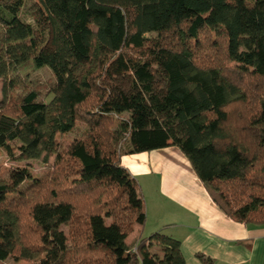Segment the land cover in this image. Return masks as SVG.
<instances>
[{
  "label": "trees",
  "instance_id": "obj_1",
  "mask_svg": "<svg viewBox=\"0 0 264 264\" xmlns=\"http://www.w3.org/2000/svg\"><path fill=\"white\" fill-rule=\"evenodd\" d=\"M0 80V149L72 165L67 188L23 208L43 175L0 173L1 261L186 264L179 239L143 236L141 186L121 163L167 146L225 215L264 224V0H0Z\"/></svg>",
  "mask_w": 264,
  "mask_h": 264
},
{
  "label": "crops",
  "instance_id": "obj_2",
  "mask_svg": "<svg viewBox=\"0 0 264 264\" xmlns=\"http://www.w3.org/2000/svg\"><path fill=\"white\" fill-rule=\"evenodd\" d=\"M121 163L138 182V175H145L154 187L156 210L149 230L179 239L186 264H206L197 254L209 257L210 264H264V224H244L225 215L177 147L125 155ZM145 211L146 224L147 203Z\"/></svg>",
  "mask_w": 264,
  "mask_h": 264
},
{
  "label": "rangeland",
  "instance_id": "obj_3",
  "mask_svg": "<svg viewBox=\"0 0 264 264\" xmlns=\"http://www.w3.org/2000/svg\"><path fill=\"white\" fill-rule=\"evenodd\" d=\"M30 1L27 2V4L24 7V11L28 13L31 9ZM35 73H38V78L41 83L43 84H49L52 81V76L51 74L46 71V70H37L34 73H32L33 76H35ZM117 82L124 84L125 80L121 75H117ZM1 86H2V81L0 80V99H1ZM87 127V124L84 120H78L76 123V126L74 127L73 131L69 134H64V135H58L60 141L62 142L61 147L63 145V142L65 140H68L71 137L78 136L80 135L81 131ZM107 128V126H105ZM104 128V127H103ZM10 169V168H15V169H25L28 171L31 177L34 176H39L43 175L45 182L41 185V188L38 189L39 191L37 192H31L28 194L26 199L21 200L22 208L26 206L32 199H46L48 198L49 194L51 192L58 193L61 190L65 189L68 187L67 182L70 179V174H71V169L72 165H68V171L65 172H60L59 165L58 166H53L52 163H47L45 164L41 159H15V157L11 158V156H8L5 150L0 149V173L3 174V171L5 169ZM145 175H138L137 178L140 179L139 183L142 184L143 187L142 189V194L145 203L148 204V209H149V218L147 223L145 224L142 234L143 236H147L151 231L149 230V226L151 225L153 221V216L155 213V206H154V196H155V191L154 187L151 186L150 181L147 180ZM138 180V179H137ZM52 194V193H51ZM79 199L78 197L73 198V201H76ZM82 199H84L82 197ZM18 205V203H14L13 205ZM79 210V209H78ZM79 212V211H78ZM80 213V212H79ZM27 216L23 215L21 216V223H25L27 220ZM105 222H108V218L105 219ZM21 228V227H20ZM23 230V228H21ZM62 229L65 231V233L68 235L70 238V233H68L67 228L62 226ZM28 234V235H27ZM33 234L32 231L26 230V232L23 234L24 236L27 235V238L30 236L31 239H28L26 242L29 241H34L33 237L30 235ZM23 236V237H24ZM26 238V239H27ZM0 262L4 264H38V260L32 259L30 261L26 260H15L13 258H5L3 257V260Z\"/></svg>",
  "mask_w": 264,
  "mask_h": 264
}]
</instances>
